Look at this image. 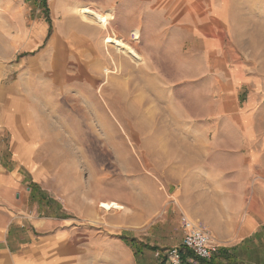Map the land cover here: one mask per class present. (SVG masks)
<instances>
[{
    "label": "rangeland",
    "instance_id": "rangeland-1",
    "mask_svg": "<svg viewBox=\"0 0 264 264\" xmlns=\"http://www.w3.org/2000/svg\"><path fill=\"white\" fill-rule=\"evenodd\" d=\"M0 71L31 119L30 175L68 218L101 238L167 237L198 194L234 215L218 248L264 234V0H0Z\"/></svg>",
    "mask_w": 264,
    "mask_h": 264
},
{
    "label": "crops",
    "instance_id": "crops-1",
    "mask_svg": "<svg viewBox=\"0 0 264 264\" xmlns=\"http://www.w3.org/2000/svg\"><path fill=\"white\" fill-rule=\"evenodd\" d=\"M5 94L0 87V264H169L163 254L181 244V215L199 217L213 237L235 225L234 215L223 219L228 212L208 206L206 197L196 194V213L185 206L171 210L170 222L177 228L172 236L163 237L172 228L161 224L143 238H101L98 230L68 218L61 200L47 195L30 175L26 153L35 143L27 124L31 119L16 98L5 99L11 96ZM240 238L232 248L219 243L209 262L185 253L182 264H264V234Z\"/></svg>",
    "mask_w": 264,
    "mask_h": 264
},
{
    "label": "built area",
    "instance_id": "built-area-1",
    "mask_svg": "<svg viewBox=\"0 0 264 264\" xmlns=\"http://www.w3.org/2000/svg\"><path fill=\"white\" fill-rule=\"evenodd\" d=\"M182 240L179 247L166 251L169 264H182V256L190 253L193 258L209 262L217 252L212 233L207 229L196 228L185 216L181 218Z\"/></svg>",
    "mask_w": 264,
    "mask_h": 264
},
{
    "label": "bare ground",
    "instance_id": "bare-ground-1",
    "mask_svg": "<svg viewBox=\"0 0 264 264\" xmlns=\"http://www.w3.org/2000/svg\"><path fill=\"white\" fill-rule=\"evenodd\" d=\"M78 16H79V18H81V21H83V22L97 23V24H100L102 27L107 26L110 22V19L106 14H102V13L93 11V10L88 9V8L80 9L78 12ZM132 37L134 39H138V34L136 32H133ZM104 44L107 47V49L111 48V49L115 50L116 52L121 53L127 57L128 56L131 57V56H133V54H136V52L133 50V48L129 47L126 43H123L116 38L107 37L104 41ZM105 72L107 74V70H105ZM100 207L106 211L111 210L110 205L105 204V203H102Z\"/></svg>",
    "mask_w": 264,
    "mask_h": 264
}]
</instances>
